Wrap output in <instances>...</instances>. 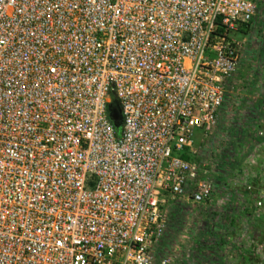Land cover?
Returning a JSON list of instances; mask_svg holds the SVG:
<instances>
[{
  "label": "built area",
  "instance_id": "2783aa9c",
  "mask_svg": "<svg viewBox=\"0 0 264 264\" xmlns=\"http://www.w3.org/2000/svg\"><path fill=\"white\" fill-rule=\"evenodd\" d=\"M256 11L0 0V264H172L158 250L170 200L210 205L218 235L201 250L214 264H264V171L247 168L264 151V115L231 173L182 156L217 125L240 61L232 34ZM229 240L238 255H224Z\"/></svg>",
  "mask_w": 264,
  "mask_h": 264
},
{
  "label": "rangeland",
  "instance_id": "374dc122",
  "mask_svg": "<svg viewBox=\"0 0 264 264\" xmlns=\"http://www.w3.org/2000/svg\"><path fill=\"white\" fill-rule=\"evenodd\" d=\"M254 1L257 11L249 26H242L232 34L238 43L240 61L227 82L224 109L220 110L217 125L209 133L196 131L194 134L196 153L191 154L192 160L204 159L209 169L221 176L226 168L231 173L247 159L256 146L254 130L264 115V0ZM259 159L264 160L261 149L256 150L255 161ZM207 208L210 205L195 206L185 200L168 202L169 223L163 246L172 250V264L193 259L196 236L208 219Z\"/></svg>",
  "mask_w": 264,
  "mask_h": 264
},
{
  "label": "trees",
  "instance_id": "16d2710c",
  "mask_svg": "<svg viewBox=\"0 0 264 264\" xmlns=\"http://www.w3.org/2000/svg\"><path fill=\"white\" fill-rule=\"evenodd\" d=\"M243 26H249V24H245V25H243ZM243 28V27H242ZM117 101V99L114 97V98H112V102L113 101ZM120 130H121V128H116V131H117V133L119 134L120 133ZM185 159H188V160H192V157H191V155H188V154H183L182 155ZM206 214H207V212H206ZM207 218L208 219H206L205 220V222H204V226L202 227V228H200V230H199V233H198V236H196V239H197V243H196V247L197 246H199V248L200 249H198V250H201L202 248H212V247H209L208 245L210 244V241H211V239L214 237V236H217L218 234L217 233H213V230H212V228H213V225H212V222L210 221V214H209V212H208V214H207ZM175 222H177V220L175 219L174 220ZM168 223H169V219H168ZM172 224L170 223V226H171ZM176 224H174V226H175ZM173 227V226H172ZM164 239H162L161 241H160V243H159V247H158V250L161 252V249H163V248H165L164 246ZM208 250V249H207ZM210 250V249H209ZM212 250V249H211ZM210 254V253H209ZM209 254H205V253H203V252H201V251H198L197 252V255H202V257H204V258H207V256L209 255ZM190 259V258H189ZM183 264H189V261H184L183 262Z\"/></svg>",
  "mask_w": 264,
  "mask_h": 264
},
{
  "label": "crops",
  "instance_id": "0c3cea01",
  "mask_svg": "<svg viewBox=\"0 0 264 264\" xmlns=\"http://www.w3.org/2000/svg\"><path fill=\"white\" fill-rule=\"evenodd\" d=\"M225 103V102H224ZM222 109H224V104H223V107L221 108V110ZM197 131H200V130H197ZM196 133V132H195ZM249 163V162H248ZM247 168L250 170V171H252V172H261V171H264V160H258V161H254L252 164H247ZM246 202H248V203H250V200H249V198L248 199H246ZM230 241L231 240H229V241H226L227 243H226V245H225V249H224V255L225 256H228L229 254H233V255H238L237 254V252H235V251H232L233 249H231L232 247H231V243H230ZM198 249H200L199 248V246H197V247H195V248H193L192 250H193V263L194 264H205L206 262L205 261H203L204 260V257H202V255H197V252L198 251H201L202 252V250H198ZM196 254V255H195ZM208 260H210V264H214V258H212V256L211 257H208L207 258ZM246 259V261L248 262L249 260L247 259V258H245ZM186 261V260H185ZM174 264V263H173ZM175 264H176V262H175ZM182 264V263H181Z\"/></svg>",
  "mask_w": 264,
  "mask_h": 264
},
{
  "label": "water",
  "instance_id": "95a60500",
  "mask_svg": "<svg viewBox=\"0 0 264 264\" xmlns=\"http://www.w3.org/2000/svg\"><path fill=\"white\" fill-rule=\"evenodd\" d=\"M108 111H109L110 119L113 121L115 127L120 128L123 121V117H122L121 107L118 101L115 100L109 103Z\"/></svg>",
  "mask_w": 264,
  "mask_h": 264
}]
</instances>
